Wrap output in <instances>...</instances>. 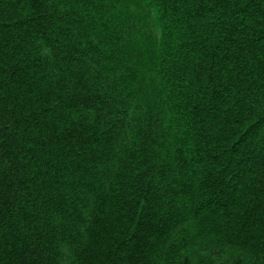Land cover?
Segmentation results:
<instances>
[{"label":"trees","instance_id":"1","mask_svg":"<svg viewBox=\"0 0 264 264\" xmlns=\"http://www.w3.org/2000/svg\"><path fill=\"white\" fill-rule=\"evenodd\" d=\"M0 264H264V0H0Z\"/></svg>","mask_w":264,"mask_h":264}]
</instances>
